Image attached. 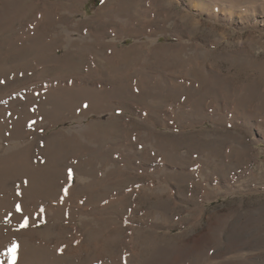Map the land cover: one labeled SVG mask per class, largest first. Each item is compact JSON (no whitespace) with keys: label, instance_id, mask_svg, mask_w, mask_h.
Returning <instances> with one entry per match:
<instances>
[{"label":"rangeland","instance_id":"obj_1","mask_svg":"<svg viewBox=\"0 0 264 264\" xmlns=\"http://www.w3.org/2000/svg\"><path fill=\"white\" fill-rule=\"evenodd\" d=\"M90 1L0 0V264H264V0Z\"/></svg>","mask_w":264,"mask_h":264},{"label":"snow or ice","instance_id":"obj_2","mask_svg":"<svg viewBox=\"0 0 264 264\" xmlns=\"http://www.w3.org/2000/svg\"><path fill=\"white\" fill-rule=\"evenodd\" d=\"M71 170H69V177L71 178ZM15 252H16V247L13 246L10 250H9V255L11 256L12 258V261H13V264H15Z\"/></svg>","mask_w":264,"mask_h":264},{"label":"trees","instance_id":"obj_3","mask_svg":"<svg viewBox=\"0 0 264 264\" xmlns=\"http://www.w3.org/2000/svg\"><path fill=\"white\" fill-rule=\"evenodd\" d=\"M102 0H93L88 2V4L86 5V8L92 7L93 5L95 6H99L101 4Z\"/></svg>","mask_w":264,"mask_h":264}]
</instances>
